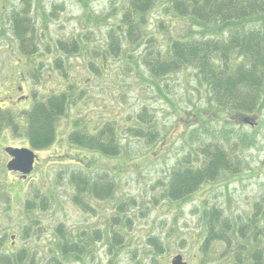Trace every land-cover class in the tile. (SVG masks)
<instances>
[{
  "label": "trees",
  "instance_id": "1",
  "mask_svg": "<svg viewBox=\"0 0 264 264\" xmlns=\"http://www.w3.org/2000/svg\"><path fill=\"white\" fill-rule=\"evenodd\" d=\"M43 5L39 1L32 7L31 0H21L8 14L7 24L18 52L27 60L41 56L42 49L46 48L55 55L56 64L64 69L69 57L82 56L84 60L88 54L91 61L85 63L99 75L106 64V55L113 58L121 56V59L132 61V51L143 48L139 60L152 77H165L190 68L199 82L208 86L211 104L201 110H189L177 121L186 128L195 127L188 131L187 139L195 145L193 151L196 157L191 161L190 154H187L185 158L176 160V165L162 182L161 197L170 202L193 198L198 190L207 186V182L214 183L223 173L240 171L245 162L244 148L248 150L257 146L264 137L262 130L258 129L261 123L257 112L264 89V0H128L117 11L121 15L108 31L106 41L98 44H95L88 25L77 36L63 34L53 37L51 24L59 18V5L55 3L57 8L52 9ZM159 6H166V14H171L175 20L189 18L196 26H211L206 33L210 35L169 37L168 43L161 45L159 36L148 32L150 14ZM35 13H39L37 17ZM84 16L89 21L87 12H84ZM160 27L169 33L165 30V23L161 22ZM92 47H96L95 54L88 53ZM30 62L26 63L29 71L20 70L19 74L22 79L29 76L36 80L42 74L40 67L43 65ZM43 77L38 84L40 86L45 82ZM47 87L49 84L45 85L44 93L41 88L39 93L29 94L30 98L23 100L25 104L18 103L14 106L16 108L4 106V102L0 101V134L6 128H10L14 134L24 133L27 139L24 144L36 151L57 144L61 134L59 121L68 116L75 96L80 94L83 87L66 78L59 85L52 82L48 92ZM19 118H23V122ZM156 119L153 111L143 106L135 118L125 125L127 130L135 133V137L157 145L150 162L161 153L163 143L169 141V137L171 139L169 132L161 134ZM116 120V117L108 115L95 125L85 123L81 118L75 119L66 136L70 150L79 147L97 151L106 157L117 156L121 150L115 141ZM221 121L224 123L223 129H227L225 132L223 129L218 132L220 129L214 125L209 127L210 123L220 124ZM231 127L240 128L241 131L227 139L226 136L236 132L230 130ZM5 148V145H0V151L7 156ZM64 153L68 156L66 160L76 158L69 151ZM153 155L156 156L153 158ZM91 166L89 162H84L83 168L65 172L67 188L72 193L70 201L80 210L89 211L96 208L93 202L113 200L117 209L112 214L116 216H108L109 223L107 220L104 227L83 231L75 241L69 240L66 229L57 227V237L48 250L50 263L44 264H65L66 259L94 255L98 250L97 244L108 240L112 241L110 245L114 250L125 243L122 223L129 220L126 212L130 206L136 205V201L122 197L120 182L113 168L90 169ZM1 171L8 173L7 177L2 175L5 181L14 173L15 176L5 186L11 194L8 202L21 206L32 224L35 221L32 215L49 207V198L44 196L47 193L43 190H49L48 185L41 183L27 190L31 177L18 176L8 169L7 164ZM49 192L52 200L56 190L50 188ZM16 197L20 202L16 201ZM252 212L247 219L241 220L226 215L218 205L206 203L202 212L204 238L200 264L212 261L216 264H264V220L261 222L258 217L260 213L264 219V212H260L259 203L254 204ZM122 215L124 221L120 218ZM27 226L29 228L23 233L28 240L31 233L39 234L41 230L34 225ZM149 242L157 253H164L167 244L164 245L159 236L150 237ZM11 246L12 250L0 255V264H43L32 247L28 246L31 249L28 252L21 246ZM213 247L214 250L218 249L215 253L212 252Z\"/></svg>",
  "mask_w": 264,
  "mask_h": 264
},
{
  "label": "rangeland",
  "instance_id": "2",
  "mask_svg": "<svg viewBox=\"0 0 264 264\" xmlns=\"http://www.w3.org/2000/svg\"><path fill=\"white\" fill-rule=\"evenodd\" d=\"M31 1L32 7L39 1L47 9L56 7L55 3L59 5L57 14L59 18L51 24L53 37L63 34L77 36L78 32L88 25L93 32L95 44H98L106 41L108 31L118 22L121 15V12L117 11L128 0ZM20 3L21 0H0V101L4 102V106L16 108L14 106L18 103L23 104L24 99L30 98L29 94L39 93L41 88L44 93L45 85L49 84L46 89L48 92L52 82L59 85L64 78L78 83L83 89L75 96L68 116L59 121L61 133L59 142L45 150H39V164L27 190L31 186L46 183L49 190H43L47 193L44 196L49 198V207L32 215L35 217L32 224L21 206L16 205V202H8L11 194L7 192L5 186L15 175L11 173L6 181L2 177L3 174L7 177L8 173L1 169L4 170L9 159L4 151H0V255L12 250L11 245L15 244L27 249L28 252L32 247L39 262L50 263L51 255L48 250L57 237V227L66 229L69 240L75 241L83 231L104 227L108 216L111 218L116 216L112 214L117 209L113 200L93 202L96 208L93 207L94 209L89 211L80 210L70 201L69 196L72 193L68 191L65 172L83 168L84 162L92 165L90 169L113 168L114 175H117L120 182L122 197L134 199L136 205L130 206L126 212L129 214V220H125L123 215L120 217L121 220H125L122 223L125 242L122 247L114 250L110 245L112 241L108 240L97 244L98 250L94 255L66 259L65 264H171L173 258L179 254L187 264H200L204 238L202 212L206 203L218 205L226 215L241 220L252 215L254 204L259 203L260 212H264V137H261L257 146L248 150L244 148L245 162L238 173H223L214 183L207 182V186L198 190L193 198L187 197L179 202H170L169 199L161 197L162 182L176 165V160L185 158L187 154H190L191 161L196 157L193 151L195 145L187 139L188 131L195 127L186 128L177 121L187 111L201 110L212 102L208 86L199 82L192 69L154 78L139 60L143 48L132 51L133 55H130L133 56L132 61L121 59V56L113 58L106 55V64L99 75L86 64L91 61L88 54L84 57L85 61L82 56L69 57L66 59L64 69L56 64L53 57L55 55L50 54L46 48L42 49L41 56L27 60L18 52L17 44L9 30L10 26L7 24L9 12ZM84 12L89 14V21L86 20ZM166 13H168L166 6H159L151 12L149 19L148 32L156 33L161 45L165 46L169 37L210 35L206 33L211 26H196L189 18L175 20L171 14ZM38 14L35 13V17ZM161 22L165 23L167 26L165 30L169 33L162 31ZM95 48H89L88 53L95 54L97 52ZM29 62L43 65L40 67L42 74H39L41 76L38 75L36 80L29 76H23L22 79L19 74L20 70L29 71L26 64ZM64 72L67 74L64 75ZM42 76L45 82L40 86L38 84ZM261 99L262 103L257 111L261 123L258 129L262 130L264 135V89ZM143 106L149 107L155 114L157 118L155 122L161 134L169 132L171 135V139L169 137V141L163 143L161 153L157 157L153 155L155 158L151 162L150 156L153 150L156 152L157 145L135 137V133L127 130L125 126L131 118H135ZM108 115L117 118L115 141L121 150L120 154L106 157L85 148L73 147L70 150L66 136L72 129L75 119L81 118L85 123L92 122L98 125ZM19 120L23 122V118ZM213 125L220 129L218 132L227 130L223 129L222 121L220 124L212 122L209 127ZM233 129L236 132L226 136L227 139L235 137L241 131L240 128H230ZM23 134L20 132L14 134L10 128H6L0 134V145L17 147L25 145L27 139ZM66 151L76 158L66 160L68 156L63 155ZM61 155L63 156L60 157ZM50 188L56 190L55 198L52 200ZM18 198L16 197V201L20 202ZM258 217L263 222L260 213ZM27 225L41 229L39 234L31 233L30 240L25 238L23 233L29 228ZM155 235L160 237L164 245L167 244L164 253H157L156 248L149 242V238ZM213 250L214 247L212 252L215 253L218 249ZM208 264L216 263L212 261Z\"/></svg>",
  "mask_w": 264,
  "mask_h": 264
},
{
  "label": "water",
  "instance_id": "3",
  "mask_svg": "<svg viewBox=\"0 0 264 264\" xmlns=\"http://www.w3.org/2000/svg\"><path fill=\"white\" fill-rule=\"evenodd\" d=\"M12 160L8 163V168L12 171L21 172L25 176L30 174L34 168L36 154L29 148L8 149ZM171 264H187L182 255H176Z\"/></svg>",
  "mask_w": 264,
  "mask_h": 264
},
{
  "label": "flooded vegetation",
  "instance_id": "4",
  "mask_svg": "<svg viewBox=\"0 0 264 264\" xmlns=\"http://www.w3.org/2000/svg\"><path fill=\"white\" fill-rule=\"evenodd\" d=\"M17 147V146H16ZM19 147H26V146H24V145H22V146H19ZM39 162V158L37 159V161H36V163H38ZM35 163V164H36Z\"/></svg>",
  "mask_w": 264,
  "mask_h": 264
}]
</instances>
